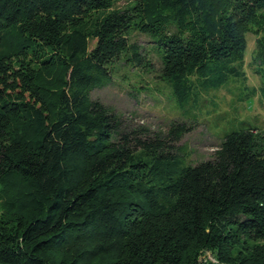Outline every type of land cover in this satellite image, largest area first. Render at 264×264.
<instances>
[{"label":"trees","instance_id":"trees-1","mask_svg":"<svg viewBox=\"0 0 264 264\" xmlns=\"http://www.w3.org/2000/svg\"><path fill=\"white\" fill-rule=\"evenodd\" d=\"M117 3L0 0V264H264V129L192 165L187 122L154 133L94 98L150 67L136 33L183 110L248 82L264 0Z\"/></svg>","mask_w":264,"mask_h":264},{"label":"rangeland","instance_id":"rangeland-1","mask_svg":"<svg viewBox=\"0 0 264 264\" xmlns=\"http://www.w3.org/2000/svg\"><path fill=\"white\" fill-rule=\"evenodd\" d=\"M133 0H118L126 6ZM246 66L248 82H235L221 90H212L203 106L194 111L181 109L172 98L171 89L161 78L162 54L147 35L133 38L144 50L150 67L131 70L118 65L113 82L94 92V98L115 109L132 126L157 133L166 131L173 122H187L193 129L178 144L190 153L195 165L212 158L228 134L255 126L264 129V96L258 89L264 80V67L254 60L257 37L248 35ZM257 90V93H255ZM205 106V108H203ZM197 123V124H195Z\"/></svg>","mask_w":264,"mask_h":264}]
</instances>
